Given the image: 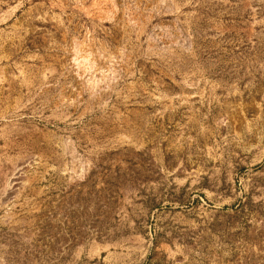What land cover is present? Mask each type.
Masks as SVG:
<instances>
[{"label":"rangeland","instance_id":"1","mask_svg":"<svg viewBox=\"0 0 264 264\" xmlns=\"http://www.w3.org/2000/svg\"><path fill=\"white\" fill-rule=\"evenodd\" d=\"M0 171V264H264V0H0Z\"/></svg>","mask_w":264,"mask_h":264},{"label":"bare ground","instance_id":"2","mask_svg":"<svg viewBox=\"0 0 264 264\" xmlns=\"http://www.w3.org/2000/svg\"><path fill=\"white\" fill-rule=\"evenodd\" d=\"M24 163H20L18 165V167L13 171L12 173V179L13 180H17L18 179V174H19V170H21V167L23 166ZM11 172V170H10ZM8 172L7 171H0V179H7L8 178ZM11 179V178H9ZM20 179V178H19ZM18 183V182H17ZM17 183H13L12 189L13 187L17 184ZM12 184V183H11ZM11 189V188H10ZM10 193H12V190L9 191ZM4 193V192H3Z\"/></svg>","mask_w":264,"mask_h":264}]
</instances>
